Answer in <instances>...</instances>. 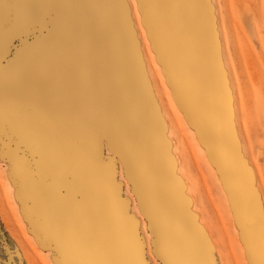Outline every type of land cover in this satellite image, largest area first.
Masks as SVG:
<instances>
[{
  "label": "rangeland",
  "instance_id": "374dc122",
  "mask_svg": "<svg viewBox=\"0 0 264 264\" xmlns=\"http://www.w3.org/2000/svg\"><path fill=\"white\" fill-rule=\"evenodd\" d=\"M203 1L219 30L210 88L227 106L209 102V125L223 113L239 137L228 176L202 126L146 72L130 0H0V264H161L131 183L163 199L147 167H172L161 113L218 252L207 243L211 264H264V0ZM231 179L253 193L232 196Z\"/></svg>",
  "mask_w": 264,
  "mask_h": 264
},
{
  "label": "bare ground",
  "instance_id": "6f19581e",
  "mask_svg": "<svg viewBox=\"0 0 264 264\" xmlns=\"http://www.w3.org/2000/svg\"><path fill=\"white\" fill-rule=\"evenodd\" d=\"M130 1L131 5H128V7L129 9L131 8L130 12L133 13L132 29L136 32L137 35L139 52L143 62L145 64H151V67H149V65L146 66V72L148 71L150 73V77L153 82L155 81V78H153L154 73L156 75V79L160 83L162 90L170 93L173 103L179 108H182L183 106L184 108H187L188 111L185 113L188 114L189 118L198 121L200 127L202 126L201 130L204 131L201 135L202 138L200 137V139H204L203 143L208 142L205 143L206 146H211V148L206 149L209 160L213 161L212 156L216 157L219 164H221L223 174L227 176L231 175V172L233 173L232 169H236V166L233 163L234 160H232V158H234V150L230 148V144L232 142L231 139H233L234 136L238 141L239 137L236 135V133H234L235 130L231 135L230 127L227 122L228 120L226 118V115H223V113L216 116L217 120L214 123L213 131L209 125L211 121V119H209V116L212 109L209 105V102L215 103L216 98L219 96V107L223 109L224 112L226 111L227 107L224 101L225 99H223L225 97L224 95L222 96L223 90L220 89L222 92H216L215 89L211 90L210 88L211 81L209 80V75L214 73L215 62L217 58V48L220 44L219 43L217 45L219 30L214 25L215 22L213 14L211 13V9H201L200 5L205 3L203 0H147L148 13L144 17L139 12L137 0ZM256 31L260 36L262 48L264 49V24L262 25V27L256 26ZM152 37H156V40L158 41L154 42L157 43V51L159 52L158 54L161 58V64L158 63L157 54L154 53L151 49L152 44L150 39ZM197 52H200V57H197ZM199 62L200 66L197 64ZM196 64L200 67V70H195L192 68L193 65ZM151 68L153 69V71L151 70ZM97 80L99 82V79ZM230 89L231 86L229 81V90ZM229 90H226V94H229ZM154 96L158 100L155 93ZM230 96L231 105L233 107V96L231 91ZM167 101L170 104L172 103V101L169 99H167ZM159 107L162 112L160 103ZM233 117H235L234 107L232 108L231 118ZM161 119L163 120V123L167 129V133L165 134L166 142L171 146L170 158H172V167L167 164L169 166V169H167V175H164L162 172V166L158 169L156 165L148 162L149 164L147 167L150 171H152L153 181H151L153 182V190L157 194L163 195V200H165L166 202H170L172 201V197L175 196V190L181 191V186L183 185L186 189V193L183 191L181 192L180 201L186 203L185 200H187L186 198H188L192 204V207L189 211V217L187 219L189 220L188 224L190 225V228L192 230L198 233L200 232L202 242L206 239V243H208L212 247L213 251L217 254L218 252L216 250V246L212 241L210 230H208L207 227L203 226V224L200 223L201 220L199 221V214L197 211V207L195 206L196 200L193 198V196L188 195L190 187L185 180L184 170L181 168V156L175 149V146L172 145V140L169 135V129L167 127L168 123L165 122V120L162 118V113ZM232 125L234 128L235 124L233 123V121ZM194 130L197 134H199L196 129ZM161 134L163 135V133ZM222 136L223 141L220 142ZM225 151H230L233 154L231 153L232 155L228 157V154L225 153ZM158 162L159 160H157V162L155 163L160 165V162ZM216 171H219L217 167ZM167 177H170V179H167ZM219 178L222 180L220 173ZM241 178H243V180L245 181L243 175H241ZM229 182V185L231 187L232 185L237 184V187L241 189L237 190L230 188L232 196L236 195V193H246L248 195L253 193L250 186H248L247 183H244L241 180H237L235 184L233 179L229 180ZM225 190L227 191V188H225ZM227 198L229 199L228 195ZM178 217V214L174 215L173 218L171 217L172 223L171 225H169V228L174 231L173 234H175V236H177V234L179 233H183L184 230L181 220H178ZM174 221H176L177 224H175ZM240 234V242H242L243 244ZM182 237L183 238L181 239L180 243H183V249L192 248L193 246L191 243V237L188 235ZM166 239V244L168 243V247L169 245H171V250H174L175 247L173 244H171L168 235L166 236ZM244 248H246L245 245ZM243 252H245V257L249 258L248 251L243 250ZM220 260L222 261V259Z\"/></svg>",
  "mask_w": 264,
  "mask_h": 264
},
{
  "label": "crops",
  "instance_id": "0c3cea01",
  "mask_svg": "<svg viewBox=\"0 0 264 264\" xmlns=\"http://www.w3.org/2000/svg\"><path fill=\"white\" fill-rule=\"evenodd\" d=\"M152 40L158 42L156 37H152ZM182 108L184 112L188 111L184 106ZM132 177L131 183L135 187V192L139 200L142 202L141 207L143 208L149 229L153 235L155 253L159 257L161 264H211V255L206 248V241L203 240L202 242L200 232L198 233L192 230L188 224L189 220L187 219L191 207L187 205V203L180 201L182 190H175V196L172 197V201L166 202L163 199L155 197L151 193L149 194L147 187L141 182L136 181L134 174H132ZM167 179H170V177H167ZM176 214H178V220H181L184 228L183 233H179L177 236L173 234V230H168L169 225L172 223L171 217L173 218ZM167 235L169 236L171 244L175 247L174 250H171V245H169V247L167 245L165 248L161 247L160 242L164 243ZM185 235L191 237L193 247L190 249H183L182 246L184 245L180 243L183 238L182 236Z\"/></svg>",
  "mask_w": 264,
  "mask_h": 264
}]
</instances>
